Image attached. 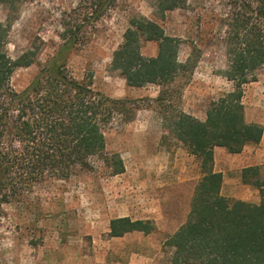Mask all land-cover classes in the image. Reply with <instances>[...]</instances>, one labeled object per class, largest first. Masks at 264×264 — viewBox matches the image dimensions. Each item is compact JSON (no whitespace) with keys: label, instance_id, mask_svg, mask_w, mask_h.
Masks as SVG:
<instances>
[{"label":"rangeland","instance_id":"obj_1","mask_svg":"<svg viewBox=\"0 0 264 264\" xmlns=\"http://www.w3.org/2000/svg\"><path fill=\"white\" fill-rule=\"evenodd\" d=\"M154 1L116 0L103 18L88 24L82 43L68 60L73 76L79 80L91 76L96 92L133 104V120L124 122L123 116H116L106 131L107 151L121 156L125 172L110 176L100 160H93V169L77 168L70 179L39 192L32 208L4 206L0 264H169L164 242L186 221L202 173L200 159L170 133L166 117L183 111L204 120L209 104L230 92L233 84L220 74L226 66V50L219 18L227 12L226 0H188L184 8L164 18L155 15ZM90 14L91 3L83 0L18 4L8 53L17 58L35 45L44 63L59 49L65 25L80 24ZM7 16V8L0 5V23ZM136 16L159 23L168 35L182 41L179 60L187 70L165 88L130 87L119 72L110 69L113 52ZM142 52L155 56L158 44L147 42ZM39 66L17 70L12 86L22 91ZM243 103L247 122L264 126V69L256 82L245 86ZM258 145L242 153L252 156L251 162L264 175V148ZM227 155L225 149L217 154L221 166L227 163ZM232 162L238 165L243 159L233 157ZM120 217L153 220L156 230L111 238L110 221Z\"/></svg>","mask_w":264,"mask_h":264},{"label":"trees","instance_id":"obj_2","mask_svg":"<svg viewBox=\"0 0 264 264\" xmlns=\"http://www.w3.org/2000/svg\"><path fill=\"white\" fill-rule=\"evenodd\" d=\"M26 1L0 0L8 10L6 22L0 23V214L10 204L32 208L39 192L70 179L77 168L93 169V160H100L110 176L123 174L121 156L107 151L106 131L116 116L130 122L135 115L130 101L96 92L91 76L79 80L68 67L84 29L103 18L116 0H83L91 3L90 16L75 26L65 25L59 49L44 63L35 45L17 58L8 53L14 12ZM187 2L155 0L154 13L164 18ZM226 6L227 12L219 18L226 50V66L220 74L233 84L232 90L209 104L204 120L183 111L166 117L170 133L200 159L202 173L186 221L164 242L169 264H264L260 167L245 168L241 175L244 184L259 190V203L222 195L223 174L214 169L216 147L240 154L263 138L264 126L246 120L243 97L245 86L256 82L264 69V0H226ZM147 42L158 44L155 56L143 54ZM181 42L159 23L133 17L113 52L110 69L119 72L130 87L165 88L187 70L179 60ZM36 64L40 66L31 82L17 91L12 86L16 71ZM155 230L153 220L120 217L110 221L108 235L119 238Z\"/></svg>","mask_w":264,"mask_h":264},{"label":"crops","instance_id":"obj_3","mask_svg":"<svg viewBox=\"0 0 264 264\" xmlns=\"http://www.w3.org/2000/svg\"><path fill=\"white\" fill-rule=\"evenodd\" d=\"M258 146L264 148V134ZM248 147L249 146H247L246 148ZM246 148L245 150H247ZM222 150H224V148L221 147H216L214 149V169L215 171L221 172L223 174V186L221 190L222 195L233 199L244 200L252 203H259L260 202L259 190L251 191L250 189H246L245 187H247V185L242 182V177H241L243 169L252 166H257L258 164H254L253 162H251L252 156L247 157V155H243V153L240 154L228 153L227 157H225L224 159H226L227 162L226 164H230L229 168L226 167V164L224 166H221L217 154H220ZM245 150H243V152ZM258 156L259 155L257 154V158ZM233 157L242 158L243 162L241 164L234 165L232 162Z\"/></svg>","mask_w":264,"mask_h":264}]
</instances>
